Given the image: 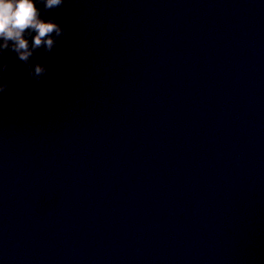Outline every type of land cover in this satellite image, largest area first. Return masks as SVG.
<instances>
[{"label": "water", "instance_id": "water-1", "mask_svg": "<svg viewBox=\"0 0 264 264\" xmlns=\"http://www.w3.org/2000/svg\"><path fill=\"white\" fill-rule=\"evenodd\" d=\"M42 18L41 80L0 56V264H264V0Z\"/></svg>", "mask_w": 264, "mask_h": 264}, {"label": "clouds", "instance_id": "clouds-1", "mask_svg": "<svg viewBox=\"0 0 264 264\" xmlns=\"http://www.w3.org/2000/svg\"><path fill=\"white\" fill-rule=\"evenodd\" d=\"M38 4H43V9L37 7ZM63 4L64 0H0V41H3L0 44V56L10 49L27 66L28 76L36 81L41 80L47 68L40 64L32 65L31 58L41 48L45 54L51 53L64 34V29L55 18L45 20L42 13ZM26 35L31 37V44L25 38ZM7 68V63L0 68V81H5L0 83V93L9 87Z\"/></svg>", "mask_w": 264, "mask_h": 264}]
</instances>
